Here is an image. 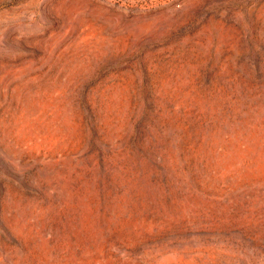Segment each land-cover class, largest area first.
Instances as JSON below:
<instances>
[{"label": "rangeland", "instance_id": "374dc122", "mask_svg": "<svg viewBox=\"0 0 264 264\" xmlns=\"http://www.w3.org/2000/svg\"><path fill=\"white\" fill-rule=\"evenodd\" d=\"M0 264H264V0H0Z\"/></svg>", "mask_w": 264, "mask_h": 264}]
</instances>
